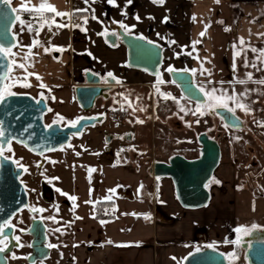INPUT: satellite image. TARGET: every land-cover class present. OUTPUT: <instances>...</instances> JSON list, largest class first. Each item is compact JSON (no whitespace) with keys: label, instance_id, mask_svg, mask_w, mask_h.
<instances>
[{"label":"crops","instance_id":"crops-1","mask_svg":"<svg viewBox=\"0 0 264 264\" xmlns=\"http://www.w3.org/2000/svg\"><path fill=\"white\" fill-rule=\"evenodd\" d=\"M21 2L22 0H12V6L20 7ZM49 2L58 11L70 14L74 13L75 9L88 7L83 0ZM116 2L119 7L109 5L106 0H99L92 5L95 15L104 22L103 24L92 20L91 13L88 12L83 13L89 16L88 23L83 26L87 29L86 32L79 28H63V32L67 31L68 41L67 43L59 41L54 46L61 47L65 49L64 51L45 52L44 48L32 49L37 55L34 56V67L29 71L38 73L43 83L47 85L44 89L35 86L32 88L43 92L46 97H55L53 103L51 99H46L49 108L54 107L52 115L59 113L65 117L70 113L63 111L71 104L70 89L84 84L81 79L86 71H91L101 78H109L107 74L111 72L116 80L121 82L118 84L115 80L108 97L110 105L116 107L114 110H117L120 116L126 114L125 111L119 110L121 106L128 107L127 102L116 100V94L120 89L149 88L152 93L155 78L138 70L129 69L125 48L120 44L113 47L107 43L105 37L112 32L116 33V28L119 27V24L112 23L113 20L123 21L129 27L136 25L130 34L143 35L160 45L163 48L161 68L163 66L167 68L169 65L177 70L185 67L199 68V61L192 56L180 55L177 58L174 53L182 50L192 51V42L202 40V43L196 45L197 51L193 52V56L198 55L211 60V64L205 63L204 67L213 68L214 81H219L217 80L219 77L223 78L222 69L228 67L226 56L223 57L222 69L217 66L216 47L221 46L227 53L231 45L238 44L239 37H243L256 48L264 46V37L257 35L264 33L262 15L264 0H220L219 3H215L214 0H165L163 5L153 4L151 0H133L127 7L126 0ZM32 3H37V0H32ZM122 11L127 12V17L121 14ZM137 14L141 18L140 22L134 19ZM193 16L196 17L195 21L192 19ZM75 17V15L72 17L74 23L78 20ZM165 17L168 18L167 22H163ZM56 22H67V17L63 20L56 17ZM205 25L210 27L207 28L206 36L201 38L200 33L205 31ZM226 27L230 28L231 32L225 31ZM105 28L108 34L98 35ZM169 40H175L176 44L169 45L167 43ZM182 46L188 47L182 49ZM89 52L91 56L87 54ZM54 54H57V57ZM29 79L33 85L39 83L35 77ZM197 80L206 83L205 77L198 76ZM162 91L166 92L165 89ZM62 102L69 105L64 106ZM127 136L124 142L127 144L134 142L132 134ZM181 151L186 154L177 153ZM198 152V147L185 139L177 146H169L163 157L152 159L150 166L156 161L167 162L174 155L193 159L198 157ZM193 153L197 156L193 157ZM225 153L228 154L227 157H223L221 150V160L225 158V165L220 161L214 173V178L220 183H213L208 187L211 193L209 204L194 211L184 210L179 206L170 179H155L149 173L151 167L146 166L135 167V172L132 173L136 162L124 163L122 156L118 157V165L116 163L110 168L102 166L98 175L94 174L96 171L89 173V184L86 171L75 169L73 195L78 197L75 202L78 205L75 217L83 219H75L71 246L57 249L56 264H182L186 256L197 248L203 249L214 243L215 249L229 257L235 252V244L224 241L225 238L234 241L237 234L233 231L237 227L236 191H243L245 187L251 190L263 188L264 170L255 166L247 167L249 165L244 163L239 169L233 152ZM85 164L89 169H93L92 162L88 161ZM96 185L98 190H95ZM110 189H114L115 193H109ZM117 191L123 196H118ZM108 195H112L110 201L105 199ZM89 199L113 202L116 209L114 219L105 220L108 223L104 225H101L100 220L93 219L92 207L88 212L89 204L84 203ZM145 215H149L151 219H145ZM109 240L113 244L107 243ZM137 242L139 247L115 246L130 243L135 245Z\"/></svg>","mask_w":264,"mask_h":264},{"label":"snow or ice","instance_id":"snow-or-ice-1","mask_svg":"<svg viewBox=\"0 0 264 264\" xmlns=\"http://www.w3.org/2000/svg\"><path fill=\"white\" fill-rule=\"evenodd\" d=\"M83 2L88 6L83 9H75L74 13H67V12H61L58 11L57 8L52 5L49 0H37V3L33 4L32 0H22L20 7H13L12 6V0H0V5L3 7H0V17H7L9 14V10L11 13H15L14 20L18 22L19 29L17 32L12 34V41L5 45L3 43H0V106H5L8 104L9 100L11 98L21 97V96H29L30 93L27 92H17L13 89L16 87L28 89L32 87H38V88H47V85L43 83L42 77L34 72L29 71L30 68L34 67V56L37 55L32 51L33 48H44L45 52H49L52 50L55 51H64L65 49L58 47V46H52V48L45 47L46 42H42L39 37L41 35V31L47 27L48 33H52L53 25L59 31L63 28H72L76 29L79 28L81 31L86 32L87 29L82 27L80 24L74 23L72 20V17L75 15L76 19H82L83 23L86 25L89 20V16L83 15V13L90 12V18L92 20L97 21L98 23L103 24L104 22L100 20L95 15V9L92 8V5L99 2V0H83ZM106 2L114 7H119L116 0H106ZM215 3H219L220 0H214ZM133 3V0H126L125 7L128 5H131ZM151 3L156 5H163L165 3V0H151ZM21 13H27L31 19L24 20L21 17ZM80 15H77V14ZM123 16L127 17V12L122 11L121 13ZM264 15V13H262ZM56 17L65 18L67 17V22H61L56 23ZM149 19H154V17H148ZM134 19L137 20V22H140V16L137 14L134 16ZM193 21H195L196 17H192ZM168 18L165 17L163 22H167ZM219 23H223V21H218ZM112 23L119 24V27L125 30L126 34H130L132 29L136 27V25H132L129 27L127 24H125L123 21H115L113 20ZM210 27V25H205V31H202L200 33V37L203 38L206 36L207 28ZM25 30L28 33H34V36L32 38L31 44L25 45L22 41L21 34L25 32ZM225 31H231L230 28H225ZM108 34L107 28L104 29L103 32L98 33V35H105ZM111 35H116L115 32L110 33ZM159 36V33H157ZM260 37H264V33H258ZM136 39L138 40H146L148 44L154 45L159 47V45H156L154 41L148 40L143 35L136 36ZM161 39H163L161 37ZM169 45L176 44L175 40H169L167 41ZM202 43V40H197L192 42L191 48L192 51L184 52L183 50L181 52H175L174 55L179 58L180 55H188L192 56L193 59H196L199 61L200 67L199 68H183V69H175L171 65H169L165 71L170 74H184L191 76L193 80L195 81V84L193 85L198 93L204 96V100L200 101L197 99L196 106L194 109H188L184 105L180 103V99H185L184 96H182L180 99H177L176 97L172 96L170 93H164L160 91V84L165 83L166 81L163 79L162 73H160L158 70L155 72L156 76V83L153 85L155 88L156 93L164 100H172L177 107L179 108V112L184 113V115H188L189 112L193 116H197L195 123H200L199 117L206 116V115H214L219 114L218 110H224L228 114H230L232 117L239 119L236 117L237 110L243 112L245 115H251L253 112L252 104L256 103L257 101L251 100V96L255 93L258 96H264V76L262 77H256L254 75L253 71H246L244 73V76L239 75L237 61L242 57L243 63L242 66L245 69H253L256 73H264V48H256L249 44L243 37L238 38V44L234 43L232 45L234 49V55H233V63L231 65V69L233 72V79L225 81V80H219L214 81L212 79L214 75L213 68L204 67V64H211V60H208L207 58H202L197 56H193V52H196V45ZM115 47V45H112ZM188 46H182L183 48H186ZM27 48V51H23V49ZM15 49V51H14ZM251 51L253 54H255V58L253 60H249L248 58V52ZM88 55H92L90 52L87 53ZM95 59V57H93ZM109 78H112L113 80H116V77L113 76V73L109 72L107 74ZM198 76L205 77V81H199L197 80ZM30 77H35L36 81L39 83L37 85H33L30 82ZM116 83H121L119 80H116ZM171 83H175V81H171ZM220 85V87H216L215 85ZM227 84L229 87L225 88L224 85ZM255 85L256 87H249V85ZM208 85H212L211 87H208ZM51 91V89H48ZM32 99L35 100L36 105H40L43 103L46 99L55 100L54 96L46 97L43 92L39 93V99L33 97ZM140 97H137V100H139ZM187 99L191 102V97H187ZM125 100H127V97H125ZM157 107H159V104H157ZM128 108H131L133 112L139 110V111H146L143 107H134L131 101H128ZM14 109H9V111H12ZM120 111H127V108L121 106L119 109ZM47 111L51 112L52 109L48 108ZM55 119L53 120V124L46 125L47 128H52L53 125H60L63 124L65 127L73 128V129H79L81 122L85 119H92V118H85V117H77L76 119L72 120H66L65 117L60 115L59 113L55 114ZM159 117H157L158 119ZM183 119V117H180ZM131 122V121H129ZM137 123H144L143 120H136ZM257 125L260 127H264V122L256 121ZM3 124V121H0V125ZM191 127V124L188 125ZM30 127V126H29ZM226 127L236 128L239 127V124H233V125H226ZM27 130V129H26ZM73 136L79 135V132H73ZM5 137V132L2 128H0V138ZM123 137H121L122 139ZM15 137L5 139L3 144H0V158H3L4 160H8L10 157L5 156V151H8L9 153L12 152V141L15 140ZM237 140L241 139L240 137H236ZM23 146L27 147V144L23 141H17ZM73 147L70 143L67 145H61L60 150L63 151L65 148H71ZM33 150V149H30ZM55 149H49V151H54ZM123 151V150H122ZM77 155H80V153H76ZM18 168L22 169L24 172H28V168L24 165L20 164L19 159L13 161ZM52 163H55V161H52ZM119 163V161H118ZM36 167L39 169L42 167L40 163H37ZM46 171V170H45ZM96 171V169H89V173ZM41 175H44L43 172H41ZM58 179V178H54ZM219 184L220 181L216 180L215 178H212L209 181V184L205 185L206 187H209L211 184ZM141 188H143V185H141ZM31 191H35V189H32ZM56 191L60 195L67 196V198L73 202L72 211L75 212L76 207L78 205L75 203L78 199V197L74 195H69L67 193H64L61 189L57 188ZM109 193L114 194L115 190L110 189ZM91 195V190L90 193ZM106 200H111L112 195H108L105 197ZM85 204H92L94 205L96 202L89 199L84 201ZM207 206V205H205ZM54 207L59 211V206L54 205ZM29 210L31 212H44L45 209L43 208H37L35 206H28ZM116 209L113 207L112 211L114 212ZM22 211V210H21ZM253 211H255V204L253 203ZM133 215H137L136 213H133ZM93 219L96 217L93 216ZM145 219H151L149 215L144 216ZM34 219V218H33ZM43 219L51 220L53 223H59L55 216H49L45 217ZM75 219H83V217L76 216ZM19 223H23V221H19ZM72 223H75V221L65 222V227H70ZM101 225H104L108 223V221L100 220ZM15 226L11 223V220L6 219L3 221L2 224H0V253H5L6 251H9V237L6 233V229H12ZM258 229V225L252 224L251 227L247 226H237L233 231L237 233V239L234 241H229L227 238H225V243H232L236 244L237 247L242 244L243 238L245 236H249L252 234L253 231ZM19 231L23 232L25 229L21 228ZM52 233H61L63 235L60 227L50 229ZM12 239L15 240L17 246L19 247H32V244H23L21 243V237L18 235H13ZM107 243L113 244L111 240H109ZM66 246V245H65ZM79 245H73V247H78ZM117 247H131V246H137L139 247V242H137L135 245L133 244H117L115 245ZM47 248H58L59 245L48 243L46 245ZM207 247L215 249V243L210 244ZM197 252L201 251L200 248L196 249ZM223 255V254H221ZM62 256V254H61ZM12 258L16 259L15 253H12ZM26 259L29 257H25ZM7 259V257H6ZM75 259V258H74ZM175 260L176 258L173 257ZM235 259H238V253L234 252L231 253L229 256V264H234Z\"/></svg>","mask_w":264,"mask_h":264},{"label":"water","instance_id":"water-1","mask_svg":"<svg viewBox=\"0 0 264 264\" xmlns=\"http://www.w3.org/2000/svg\"><path fill=\"white\" fill-rule=\"evenodd\" d=\"M0 7L3 6L0 5ZM15 15L9 10L7 17H0V43L7 45L12 41ZM105 39L111 46L120 44L125 48L129 69L138 70L151 77H156L157 70L160 72L163 62V48L160 45L157 47L148 44L146 40H138L136 36L126 34L120 27L116 28V35H107ZM54 56L57 57V54ZM83 76L84 84L75 87L74 96L78 106L87 111L90 106L84 107V102L91 104L98 97L108 99L115 80L105 79L107 86L102 87L99 75L86 71ZM168 76L170 82L175 81L172 85L177 88L181 97H185V100L189 101L187 97L190 96L191 103L196 104L197 99L200 101L205 99L196 91L193 86L195 81L191 76L170 73ZM9 109L14 110L9 111ZM47 109L46 100L36 105L30 95L11 98L7 105L0 106V121H3L0 128L5 132V137L0 138V143L3 144L5 139L15 137L16 139L12 142L23 145L17 142L23 141L27 144V147H24L30 152L45 155L58 150L61 145H67L73 132L78 131L80 134L84 128L104 121V117L85 119L81 122L79 129L60 125L47 128L44 122ZM218 113L210 116L220 119L225 127L239 124V127H226L227 129L231 131L244 129V123L239 117L237 120L224 110H218ZM196 142L200 147L198 157L187 159L181 155H174L167 162H154L149 170L155 179H170L177 203L182 209L190 211L205 208V205L209 204L211 193L205 185L214 178L222 156L218 142L211 139L207 133H200ZM53 148L54 151H49ZM21 173L22 169L17 168L12 161L0 159V224L6 219L10 220L27 205L26 193L19 181ZM241 248L242 258L241 261L235 260L236 264H264V231L255 230L251 235L244 237ZM47 250L43 239L39 244H33L31 257L38 251L47 255ZM6 253L7 251L4 254ZM182 264H229V262L224 253L205 247L199 252L194 251L187 255Z\"/></svg>","mask_w":264,"mask_h":264},{"label":"rangeland","instance_id":"rangeland-1","mask_svg":"<svg viewBox=\"0 0 264 264\" xmlns=\"http://www.w3.org/2000/svg\"><path fill=\"white\" fill-rule=\"evenodd\" d=\"M18 29L19 24L18 22H15L12 28V34L17 32ZM66 32L67 31L63 32L62 29L57 31L53 25L52 33H48L47 27H45L41 31L39 39L42 42H46L45 47L52 48V46H54L59 41H62V43H67L68 37ZM218 32H220V30H218ZM33 36L34 33L30 34L25 30V32L21 34L20 38L25 45H29L31 44ZM230 36L231 35H229V39H231ZM23 50L28 49L25 48ZM233 55L234 49L232 45L230 46V50L227 53L221 46L216 47L215 60L217 66H222L223 57L225 56L227 57L228 62V67L223 69L221 67L222 71L224 72V77H219L217 80L222 79L228 81L233 79V72L231 69ZM248 58L249 60H253L255 58V54L249 51ZM242 63L243 58L241 57L237 61L240 76H244L246 71H253L256 77L264 76V73H256L253 69L243 68ZM165 69L166 66H163L160 70L163 79L166 81L165 83L160 84V91L165 89L166 92H162L170 93L172 96L180 99V94H173V85L170 82L168 72H166ZM156 79L157 78H155V83ZM215 86L220 87V85ZM224 87L228 88L229 86L225 84ZM249 87L256 86L250 84ZM152 89V93L150 92L149 88H122L119 92H117L118 94H116V100L118 102L125 101L128 103V101H131L134 107H143L146 109V111L137 110L133 112L131 108L126 107L127 111H125V115L123 114L120 116L119 113L115 115L118 117L117 122H114V116L112 117L110 113L105 116V119L100 126L99 139L106 148L110 149V152L102 153L100 157L102 166L110 168L116 163V165H118V156L117 160H115L114 148L119 145L121 146V151L123 150L121 153V159L124 161V163L136 162V166H133L132 173L135 172V167L146 166L147 168H150L151 160L154 158L159 159L160 157H163L169 146H177L179 143H181V141L186 139V141L192 142L197 147L196 137L200 133H207L211 139H214L218 142L220 149L223 150V157H227L228 154L225 153L226 151L230 153L233 152V157L235 158L234 160L237 162L239 169H241V166H243L244 163V165H249L247 167L255 166L256 168L259 167L264 170V127H260L256 123V121L264 122V96H258L255 93L251 96V100L257 101L256 103L252 104L253 112L251 115H245L243 112L237 110L236 116L243 121L244 129L241 131H231L223 125L220 119L210 115L199 117L201 122L195 123L196 119L198 118L197 116H193L191 112H189L188 115H184V113L179 112V108L172 100L164 101L156 93L155 88L152 87ZM125 97H127V100H125ZM137 97H140V99L137 100ZM187 102L188 101L185 99H180V103L186 108H195L196 104ZM51 103H53V100ZM110 103L111 102L109 100L106 101V105L111 111H113L116 107L110 105ZM62 104L64 106L69 105L63 102ZM157 104H159V107H157ZM52 109L54 110L53 106ZM63 111H70V113H73L74 117L77 116V112L73 104H70L68 107L64 108ZM181 116L183 119L180 118ZM157 117L159 118L157 119ZM137 119L143 120L144 123H137ZM189 124H191V127L188 126ZM92 131L93 129H90V134H92ZM130 134H132L134 140V142L131 140L132 142L130 144H127L124 141H115L111 144H107L106 142L107 136L115 135L125 137ZM236 137H240L241 139L237 140ZM87 146L91 145H85V147ZM73 148L74 147H71L68 150L66 149L63 152L57 154V156H64ZM177 153L186 154L184 151ZM192 156L194 157L197 155L196 153H193ZM74 161V169L82 170V168H85V163L76 160ZM225 163L226 160L224 158L222 165H225ZM236 192L237 197L235 202L237 203V208H235V210L237 226L243 225L251 227L252 224H256L258 225V231H264V187L257 190H251L245 187L243 191L237 190ZM117 195L123 196V194H120L119 191H117ZM253 203L255 204V211H253ZM92 206V204L88 205V212L89 210L91 211ZM237 235L238 234L235 235L234 240L237 239ZM235 246L237 245L235 244ZM70 252L71 250L68 251V253ZM241 257L242 256L238 255V259L235 260L241 261ZM227 260L229 262V257Z\"/></svg>","mask_w":264,"mask_h":264},{"label":"flooded vegetation","instance_id":"flooded-vegetation-1","mask_svg":"<svg viewBox=\"0 0 264 264\" xmlns=\"http://www.w3.org/2000/svg\"><path fill=\"white\" fill-rule=\"evenodd\" d=\"M156 78V77H154ZM106 78H101V86L106 87L107 82ZM81 81L84 83V76H82ZM77 87V86H76ZM20 89V90H19ZM74 88L70 89L72 93L71 104L75 106V110L77 112V116H73V113H68L65 115L66 120L76 119L77 117H85V118H99L104 117L108 114L110 110L109 107L106 106V101L108 99H104L103 97H98L95 99L93 103H89L87 101L84 102V107H89L87 111L81 109L76 103L74 96ZM17 92H27L30 93V96L33 98L39 99V92L37 89L28 88L23 89L16 87L13 89ZM112 92V91H111ZM47 102V101H46ZM48 106V103H47ZM49 108V106H48ZM55 115H52L51 112L47 111L44 116L45 126L53 124V120L55 119ZM49 120V121H48ZM102 124V123H101ZM101 124H95L92 127H86L82 130V132L77 135H71L69 138V142L73 145V149L66 153L64 156H57V154L63 152L60 148L52 153L45 155H38L27 150L23 145L12 142V152L9 153L5 151L4 155L9 156V161H14L19 159L20 164L24 165L28 168V172H24L22 170L21 175L19 176V181L23 186L26 197H27V205L24 206L15 216H13L10 220L11 223L15 226L12 229H6V233L9 237V251L6 254L0 253V264H56V252L59 248H68L71 246L72 240V231L73 225L70 227H65V222L75 221V212L71 210L73 207V202L70 201L67 196L60 195L56 189H61L64 193L69 195H73L74 193V163L76 161L79 162H92V168L96 169L94 174L98 175L99 170L102 168L100 157L104 152H110L109 148H106L103 143L100 142V126ZM61 127H65L63 124H60ZM90 129H93L90 134ZM128 136H125L121 139V136H107L106 142L107 144H111L115 141L121 142L125 141ZM197 138V137H196ZM99 139V140H98ZM97 140V142H96ZM86 143V144H84ZM1 144V143H0ZM91 145L85 147V145ZM198 147V151L200 150L199 145L196 142ZM70 148H65V150ZM76 153H80L77 155ZM121 146H116L114 148V156L115 160H117V156L121 157ZM199 155V152H198ZM1 159V158H0ZM55 161V163H52ZM37 163L42 165L41 168H37ZM13 164L17 167V165L13 162ZM18 168V167H17ZM46 170V171H45ZM82 170L86 171L87 183H90L89 176V168L85 166ZM41 172L44 175H41ZM58 178V179H54ZM92 184V183H91ZM90 184V185H91ZM35 189V191H31ZM95 190H98V185L95 186ZM90 192V191H89ZM95 204L101 203L99 200H95ZM35 206L37 208L45 209L44 212H31L28 206ZM54 205L59 206V211L54 207ZM55 216L59 223H53L51 220L43 219L45 217ZM34 218V219H33ZM23 221V223H19V221ZM60 227L62 232L64 233H52L50 229H54ZM25 229V231L21 232L19 229ZM258 230V229H257ZM13 235H18L21 237V243L27 244H39L44 239V246L48 243L59 245L58 248H47V255L38 251L31 257L33 251L32 247H19L17 246L15 240L12 239ZM247 237V236H245ZM66 245V246H65ZM238 251V252H236ZM235 252L238 255L242 256V248L241 245L239 248L236 246ZM12 253H15L16 259L12 258ZM7 257V259H6ZM29 257V258H25ZM242 258V257H241Z\"/></svg>","mask_w":264,"mask_h":264},{"label":"trees","instance_id":"trees-1","mask_svg":"<svg viewBox=\"0 0 264 264\" xmlns=\"http://www.w3.org/2000/svg\"><path fill=\"white\" fill-rule=\"evenodd\" d=\"M21 17L24 20L31 19V17L27 13H21ZM76 18V17H75ZM108 113L111 114V116H115L118 114L117 110L111 111L109 110ZM114 207L113 202H101L96 205L92 206V213L93 216H95V220H111L115 217V212L112 211ZM236 248V246H235ZM228 258V257H227ZM234 264H236V261H234Z\"/></svg>","mask_w":264,"mask_h":264},{"label":"built area","instance_id":"built-area-1","mask_svg":"<svg viewBox=\"0 0 264 264\" xmlns=\"http://www.w3.org/2000/svg\"><path fill=\"white\" fill-rule=\"evenodd\" d=\"M75 23L80 24L82 27L84 26L83 20H81V19L76 20ZM173 94L179 95V91L177 90V88L175 86H173ZM113 120H114V122H117L118 117L114 116Z\"/></svg>","mask_w":264,"mask_h":264}]
</instances>
